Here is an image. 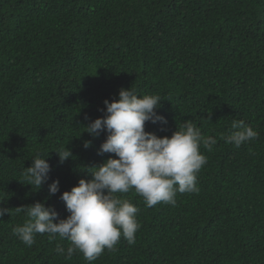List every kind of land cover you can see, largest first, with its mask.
I'll use <instances>...</instances> for the list:
<instances>
[{
  "label": "trees",
  "instance_id": "16d2710c",
  "mask_svg": "<svg viewBox=\"0 0 264 264\" xmlns=\"http://www.w3.org/2000/svg\"><path fill=\"white\" fill-rule=\"evenodd\" d=\"M121 88L162 99L167 123L145 131L171 137L192 121L217 139L200 147L199 191L151 208L134 189L115 194L138 208L135 243L121 236L92 262L78 250L66 259L58 235L26 246L17 207L44 202L65 219L60 195L116 158L97 154L107 132L85 126ZM234 120L257 138L225 143ZM38 156L51 165L41 189L25 177ZM0 201V264H264V0H0Z\"/></svg>",
  "mask_w": 264,
  "mask_h": 264
},
{
  "label": "clouds",
  "instance_id": "9594fccd",
  "mask_svg": "<svg viewBox=\"0 0 264 264\" xmlns=\"http://www.w3.org/2000/svg\"><path fill=\"white\" fill-rule=\"evenodd\" d=\"M161 100L158 95L140 96L132 88H121L118 99L112 102L106 99V111L101 109L104 115L88 123L85 132L93 138L107 132L97 154L111 153L116 158H109L93 167L96 170L89 173L91 179H79L76 186L60 195L69 213L65 219H60L55 208L46 207L44 202L17 207L16 211L26 213L29 219L14 227L13 234L26 246L35 243L37 233L49 234L50 240L58 235L60 239L70 241L66 259L78 250L92 262L105 249L114 251L121 236L130 245L135 243L139 228L136 219L138 208L115 194L134 189L151 208L160 202L175 206L177 192H198L197 173L207 163L200 147L203 145L212 151L217 139L203 136L192 121H185L171 137H159L145 131L146 122L167 123L166 118L156 111ZM231 129L221 138L237 148L258 136V132L243 120H234ZM89 146L90 142L84 145L85 148ZM55 152L61 164L72 156L66 146ZM50 171L51 165L46 158L38 156L32 159L25 172L27 185L41 189L50 179ZM57 192L59 180H54L48 184V198ZM5 214H9V209L0 207V217ZM55 251L60 255L65 253L60 244Z\"/></svg>",
  "mask_w": 264,
  "mask_h": 264
}]
</instances>
